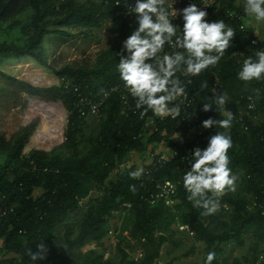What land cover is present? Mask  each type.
<instances>
[{"label":"trees","instance_id":"obj_1","mask_svg":"<svg viewBox=\"0 0 264 264\" xmlns=\"http://www.w3.org/2000/svg\"><path fill=\"white\" fill-rule=\"evenodd\" d=\"M243 5L237 0H218L206 17L209 22L223 20L235 30L232 46L219 63L198 76L184 77L177 73L186 91L195 98L204 120L224 119L228 112L234 117L226 134L232 140L229 167L232 174H239V180L234 192L228 191L219 199V211L203 216V209L194 208L187 199L183 176L191 159L170 157L154 167L144 183L130 176L137 169V164L131 163L134 154L144 155L147 150L156 151L165 145L180 149L179 133L193 138L197 130L186 127L179 117L160 118L149 111L140 119L137 109L123 116L119 114L117 96H111L103 106L99 130L88 137L87 151L80 153L77 134L83 117L73 107L75 94L60 84L40 87L9 77L22 92L63 104L68 116L64 142L71 153L38 148L26 152L37 121L20 127L8 138L0 132V264H69L72 251L100 233L111 219L117 237L114 255L106 257L92 248L81 255L80 264H160L156 259L162 246L174 243L179 247L182 239L176 235L185 232L204 243L201 264H205L210 252L215 253L212 264H264V79L247 85L238 79L243 65L239 57L256 60L252 51L259 49L251 45V37L257 36L246 24L248 16ZM215 7L216 12L209 17ZM121 9L123 5H116L114 0H0V34L16 30L17 39L20 37L17 41H0V61L8 56H28L44 67H51L58 78L82 86L88 84L92 89L107 88L121 80L117 71L119 54L123 42L138 27L119 13ZM231 12L235 17L230 16ZM107 18L111 21L113 41L99 51L92 64L63 63L53 68L47 62L43 45L46 36L69 35L68 27H99ZM240 24H245L244 31L238 27ZM214 72L222 82L219 94H227L224 114L216 112L215 106L209 112L202 110L205 102L214 99ZM189 79L191 84L187 83ZM205 82L207 88L201 90ZM254 89H260L258 99ZM244 94L253 96L255 110L239 122L236 118L244 106L240 99ZM197 126L203 129L201 149L207 147L212 135L225 131L215 125ZM165 180L176 185L174 203L163 200L150 203L148 197L155 182ZM131 185H135V192L130 191ZM97 190L100 194L83 217L69 220L80 209L82 200ZM10 207L12 211H8ZM5 209L8 212L2 215ZM120 218L126 220L121 226ZM58 225H62L60 239L54 234ZM39 243L46 245L47 255L43 260L33 261L30 253L36 251ZM229 243L247 245L248 252L241 259L227 260L223 255ZM136 245L142 250L139 256L134 255ZM194 250L191 246L184 255Z\"/></svg>","mask_w":264,"mask_h":264},{"label":"clouds","instance_id":"obj_2","mask_svg":"<svg viewBox=\"0 0 264 264\" xmlns=\"http://www.w3.org/2000/svg\"><path fill=\"white\" fill-rule=\"evenodd\" d=\"M166 0H136L129 8L130 13L137 16L138 27L123 42L120 62L117 71L125 88L135 99V107L143 119L149 111L153 115L175 119L180 115V106H171L179 98L187 99V92L180 75L184 77L198 76L210 67H215L225 51L232 46L235 30L226 25L223 20L209 22L207 11L201 10L196 4L184 8L182 35H177V26L172 23L170 12L164 7ZM244 12L257 23L264 22V0H244ZM165 44L174 50L171 54L164 51ZM127 53L125 55L124 53ZM256 60L249 57L243 61L238 79L248 83L264 79V50L256 52ZM187 83L191 84L189 79ZM207 88V82L200 89ZM103 92V89H101ZM257 99L260 89H254ZM214 93L212 102H205L202 110H213L224 114L227 94ZM105 97L108 95L104 92ZM234 119L231 112L224 119H206L202 122L204 128L213 125L224 129L209 138L206 148L196 147L191 151L189 170L183 176V187L188 193L187 199L193 207L203 209L201 215L209 216L219 211V199L228 191L236 190L237 176L229 167L228 151L232 147L231 136L226 134ZM132 178H139L140 171L130 173ZM135 192V185L130 186ZM47 255L44 243L36 245V251L30 253L33 261L43 260ZM215 253L207 255L205 264H212Z\"/></svg>","mask_w":264,"mask_h":264},{"label":"rangeland","instance_id":"obj_3","mask_svg":"<svg viewBox=\"0 0 264 264\" xmlns=\"http://www.w3.org/2000/svg\"><path fill=\"white\" fill-rule=\"evenodd\" d=\"M237 1L244 2V0ZM216 7L211 11L209 17L214 15L217 10ZM247 21L252 32L256 31V35L264 39V22L257 23L254 20H250L249 17H247ZM66 30L70 33L69 35L51 34L44 39L43 45L47 62L53 68H57L63 63H76L88 66L94 62L99 51L110 46L113 41L111 21L108 18L103 20L99 27L85 29L68 27ZM17 37L18 33H16V30L2 32L0 41H17L20 38L17 39ZM9 77L21 79L40 87H58L60 84L58 76L51 67H44L31 57L23 56L17 58L8 56L2 59L0 61V132L4 133L8 138L20 127L32 121H37L33 135L25 147L26 152L32 148H38L45 151L55 150L64 154L71 153V150L65 146L64 142L68 116L63 104L60 101H47L37 96L28 95L26 92H22L19 86ZM16 93L17 95H15ZM99 124L100 118L94 114L82 118L77 134V145L80 153L87 151L89 147L88 137L97 133ZM144 160L143 154H134L131 163L142 166ZM235 176H237L236 182H238L239 174ZM99 194L98 190L91 192L82 200L80 209L76 210L68 219L80 220L86 208L93 204L94 198ZM125 223L126 220L124 221L122 218L118 221L119 226ZM61 229L62 225H58L55 228L54 234L58 239L62 236ZM176 237L182 239V244L179 247L174 243L164 244L156 260L160 264H166L169 261L173 264H201L205 255L204 243L195 241L189 232L178 233ZM116 242V232L113 229L111 219L100 233L92 237L83 246L77 247L72 251L69 264H80L81 255L92 248L103 252L106 257L112 256L115 253ZM191 246L194 247V252L184 255V252ZM134 251V255L139 256L142 250L139 245H136ZM247 252V245L235 246L229 243L223 257L227 260H231L234 257L241 259Z\"/></svg>","mask_w":264,"mask_h":264},{"label":"built area","instance_id":"obj_4","mask_svg":"<svg viewBox=\"0 0 264 264\" xmlns=\"http://www.w3.org/2000/svg\"><path fill=\"white\" fill-rule=\"evenodd\" d=\"M217 1L218 0H166L164 7H166L170 12L177 13L175 16H170V19L172 20V23L177 26V35L179 36L182 35L184 23L182 10L184 8L190 6L191 4H196L201 10H205L207 13H209L210 9L217 3ZM114 2L116 5H123V9L119 11L123 17L131 19V21L137 23L136 14L129 12V8L135 5L136 0H114ZM230 16L235 17V14L231 12ZM238 27L244 31L246 26L245 24H240ZM250 40L253 47H259V49L252 51V53L255 52L256 54L257 51L264 50V43L261 44V42H264V39H261L257 36L251 37ZM173 51H178V49L174 50L171 46L165 44L164 51L160 53V56L162 57L165 53L171 54ZM239 58V62L242 63L246 59H243L242 57ZM209 70H211V67L202 73H205ZM212 80L215 92L219 94L222 88V82L219 75L214 72ZM59 83L64 90L75 94L73 107L75 111L78 112L80 117L94 114L100 118L105 102L114 95H116L118 98L120 115L128 116L130 113L136 112L135 99L125 88L122 80L111 84L107 88H104L103 92L101 89H92L88 84L82 86L65 78H59ZM104 92L108 93L106 97ZM240 99L244 101V106L241 109V114L238 118H236V120L242 122L243 116L255 110V102L253 96L250 94H244L240 97ZM239 101L240 100L238 99L237 103H240ZM176 104H179L181 109L180 115L177 117H179L185 123L186 127L197 131H194L195 133L192 134V139L187 138L179 133L178 145L180 146L181 150L175 147H169L168 145H165L156 151L147 150L144 153L145 160L143 165L139 166L137 164V169L135 170L141 172V176L139 178H135L137 182L140 181L141 183H144V179L149 174V172L155 170L153 169L154 167L164 163L170 157L179 156L181 160L186 161L191 159V151L195 150L196 147L201 148L200 138L203 135V129L199 128L197 125L202 124L204 118L202 117L200 110L196 107L195 98L187 92L186 100L181 97L172 105H170V107L175 106ZM262 138H264V132L262 133ZM175 191L176 185L174 182L169 180L157 181L154 185V191L148 197V201L150 203H155L157 200H163L167 204L174 203L173 195L175 194ZM256 203L261 205L259 202H255V204ZM12 209L13 208L10 207L8 211H12ZM8 211L5 209L2 212V215Z\"/></svg>","mask_w":264,"mask_h":264},{"label":"crops","instance_id":"obj_5","mask_svg":"<svg viewBox=\"0 0 264 264\" xmlns=\"http://www.w3.org/2000/svg\"><path fill=\"white\" fill-rule=\"evenodd\" d=\"M246 24L248 25V22H246ZM248 27H249V25H248ZM255 31V30H254ZM256 32V31H255ZM255 32H253L254 33V35H256V33ZM257 36V35H256ZM260 38V37H259ZM262 39V38H261Z\"/></svg>","mask_w":264,"mask_h":264}]
</instances>
